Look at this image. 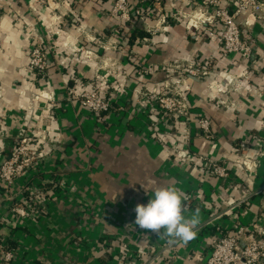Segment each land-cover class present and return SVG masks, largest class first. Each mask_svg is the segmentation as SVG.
I'll return each instance as SVG.
<instances>
[{
  "label": "crops",
  "instance_id": "0c3cea01",
  "mask_svg": "<svg viewBox=\"0 0 264 264\" xmlns=\"http://www.w3.org/2000/svg\"><path fill=\"white\" fill-rule=\"evenodd\" d=\"M202 1L155 0L154 9L172 16ZM221 1L230 12L238 8L237 0ZM114 2L0 0V162L26 130L34 147L43 144L39 176L28 169L10 190L0 182V238L8 234L23 249L10 264H200L238 222L264 238V19L250 10L237 16L242 38L253 43L250 60L222 55V27L215 36L192 34L173 18L149 24L155 32L146 23L149 35L127 55L114 33L135 15L110 14ZM137 3L129 0L130 8ZM34 43L48 54L44 73L30 65ZM198 61L204 77L173 69ZM99 84L115 111L94 115L67 98L68 89ZM168 84L183 88L186 127L170 128L150 110L153 91ZM203 117L209 139L197 126ZM205 158L226 164L229 175L210 173ZM169 185L181 189L185 215L200 212L187 244L134 223L136 205ZM11 195L43 208L12 221Z\"/></svg>",
  "mask_w": 264,
  "mask_h": 264
},
{
  "label": "built area",
  "instance_id": "2783aa9c",
  "mask_svg": "<svg viewBox=\"0 0 264 264\" xmlns=\"http://www.w3.org/2000/svg\"><path fill=\"white\" fill-rule=\"evenodd\" d=\"M238 8L234 12H230L223 7L221 0H203L196 8L189 13L177 11L172 14V18L184 22L188 31L196 34L202 29L209 32L210 36H215V26L223 28L222 38V55L224 57L240 56L245 60H250L253 55V43L242 38L237 16L244 11H251L264 19V0H237ZM153 0H138L134 9L129 6V0H115L110 14L121 19L129 20L132 14L140 19H144L146 11L156 6ZM167 22V15L160 17L158 25ZM147 30L156 31V27L146 25ZM30 65L38 73H44L48 68V56L42 51L39 45L32 47L30 52ZM176 72L187 75L189 78L204 77L207 73L201 61L191 62L187 64H177L173 67ZM147 71V70H146ZM144 71V72H146ZM97 78L103 79L102 75ZM188 81H184L186 84ZM104 83V82H103ZM183 83V84H184ZM105 84V83H104ZM104 86L98 89H85L77 91L76 89L67 90V98L72 101H79L82 105L88 107L96 115L102 112L111 113L116 108L112 106L102 95ZM152 95L155 96L159 107L169 115H178L189 120V107L183 94V88H172L169 84L165 85L161 90H154ZM185 121V123H186ZM203 137L209 139L212 136V126L208 118H201L197 121ZM162 138V135H160ZM44 138V137H43ZM27 136L22 138L20 143L13 152L4 158L0 164V182L4 188L10 190L16 179L24 175V173L38 164V150L30 151L26 146ZM34 140H37L35 138ZM184 145H188L183 141ZM205 165L214 175L225 178L229 175L226 164L219 163L211 159H204ZM35 189V188H34ZM36 194L40 193V189L34 190ZM260 190L259 192H261ZM37 197V196H36ZM11 205L9 213L18 221L26 219L28 216L39 215V211L43 205L38 204V200L30 202L21 201L13 195L10 197ZM38 199V198H37ZM243 201H239L240 203ZM264 235V234H263ZM3 238H0V264H10L18 260L23 253L22 248L8 249ZM245 262L246 264L264 263V238L248 232L246 225L238 222L235 234L224 236L213 242V251L211 256L200 264H238Z\"/></svg>",
  "mask_w": 264,
  "mask_h": 264
},
{
  "label": "clouds",
  "instance_id": "9594fccd",
  "mask_svg": "<svg viewBox=\"0 0 264 264\" xmlns=\"http://www.w3.org/2000/svg\"><path fill=\"white\" fill-rule=\"evenodd\" d=\"M147 205L135 207V225L151 230L159 238H166L169 244L193 240L201 223L199 209L185 215L183 193L176 186L156 187Z\"/></svg>",
  "mask_w": 264,
  "mask_h": 264
},
{
  "label": "trees",
  "instance_id": "16d2710c",
  "mask_svg": "<svg viewBox=\"0 0 264 264\" xmlns=\"http://www.w3.org/2000/svg\"><path fill=\"white\" fill-rule=\"evenodd\" d=\"M155 1V0H153ZM134 9V8H132ZM135 15V14H133ZM161 14H157L156 10L154 8L152 9H148L146 11V15L144 19H140L138 16L135 15V17H133L130 21L127 22H122V26L116 30V32L114 33L116 38L118 39L119 42L122 43L125 54L128 55V53L135 49L136 44L140 41L141 38L146 37L149 35V33L147 31H145L144 29V25H146V23L149 24H155L156 21L159 19L160 20ZM172 16H167V20H171ZM184 23V22H183ZM185 25V24H184ZM186 27V26H185ZM190 32V31H189ZM191 33V32H190ZM198 33V32H197ZM193 34V33H192ZM36 46V44L34 43V45L32 47ZM29 51V55L31 52V49ZM41 48V47H40ZM42 51L44 50L43 48H41ZM45 51V50H44ZM45 53L47 54V52L45 51ZM48 55V54H47ZM50 65V60L48 59V67ZM48 70V68H47ZM46 70V71H47ZM146 71V67H144L142 69L141 72ZM40 75H44V74H40ZM99 79V78H97ZM101 86V84H99V86L95 87V88H90V90H95L98 89ZM104 88H103V92H104ZM102 92L103 97L112 104V106H114V101L106 96H104V93ZM153 104L150 106V110L153 113V115L157 118L159 117L158 121H162V123H164V121L168 122V126H170V128H175V126L177 124H181L183 126L186 125L184 118L179 117L178 115L174 114V115H169L166 112H164L158 105L155 96L153 95ZM115 108V106H114ZM91 113H93L95 115L94 112L91 111ZM101 115L103 114H107V112H102L100 113ZM186 127V126H185ZM199 128V127H198ZM203 135V134H202ZM19 145V140L16 141L14 143V145L12 146V150L11 153L13 152V150H15L17 148V146ZM184 145V144H183ZM186 145H184V148L186 149ZM10 153V154H11ZM9 154V155H10ZM8 155V156H9ZM7 157V156H6ZM211 159V158H209ZM41 157L38 158V164L35 167L30 168V174H35V176H39L40 175V171H41ZM204 162V160H202ZM205 163V162H204ZM1 164V162H0ZM210 172V171H209ZM26 173V172H25ZM24 173V174H25ZM212 173V172H210ZM213 174V173H212ZM12 188V187H11ZM15 218V219H14ZM12 221H16V217L14 216ZM9 227V226H8ZM15 229V228H14ZM13 229V230H14ZM5 240L6 244H7V248L10 250L17 248V242L13 239H9V235L6 234V237H1Z\"/></svg>",
  "mask_w": 264,
  "mask_h": 264
},
{
  "label": "rangeland",
  "instance_id": "374dc122",
  "mask_svg": "<svg viewBox=\"0 0 264 264\" xmlns=\"http://www.w3.org/2000/svg\"><path fill=\"white\" fill-rule=\"evenodd\" d=\"M29 59H30V55H29ZM30 133H31V135H28ZM24 135L28 137L27 143L25 145L30 148V151L31 150H34V148H37L38 149L39 146H41V147L43 146V144L41 143L39 146L37 145V147H34V144H37L38 140H34L35 138L33 137L32 132H30V131L28 132V130H26V132L24 133ZM20 143H22V138L19 139V144Z\"/></svg>",
  "mask_w": 264,
  "mask_h": 264
},
{
  "label": "water",
  "instance_id": "95a60500",
  "mask_svg": "<svg viewBox=\"0 0 264 264\" xmlns=\"http://www.w3.org/2000/svg\"><path fill=\"white\" fill-rule=\"evenodd\" d=\"M193 78H195V77H193ZM196 79V78H195Z\"/></svg>",
  "mask_w": 264,
  "mask_h": 264
}]
</instances>
